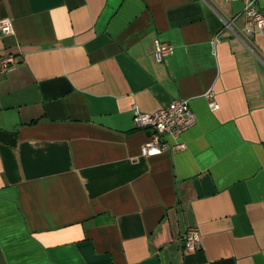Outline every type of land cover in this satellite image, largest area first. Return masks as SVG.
<instances>
[{
    "label": "crops",
    "instance_id": "crops-1",
    "mask_svg": "<svg viewBox=\"0 0 264 264\" xmlns=\"http://www.w3.org/2000/svg\"><path fill=\"white\" fill-rule=\"evenodd\" d=\"M241 9L0 0V55L17 59L0 69V264H264V31L235 36ZM178 97L196 114L184 146L143 155L133 107Z\"/></svg>",
    "mask_w": 264,
    "mask_h": 264
},
{
    "label": "built area",
    "instance_id": "built-area-1",
    "mask_svg": "<svg viewBox=\"0 0 264 264\" xmlns=\"http://www.w3.org/2000/svg\"><path fill=\"white\" fill-rule=\"evenodd\" d=\"M242 14L244 16V27L239 31L232 28V19H224L223 26L230 27L235 36H241L249 41V36L253 33L264 31V14L262 13L258 0H241ZM13 31L12 20L9 17H0V32L11 33ZM214 37V41H218ZM154 47V58L161 61L166 55L172 52L173 45L168 41L156 38ZM17 59L10 53L0 55V69L8 70L15 67ZM208 107L217 109L219 104L214 99V91L209 88L204 93ZM133 121L137 127L151 128V134L141 146L143 155L160 153L168 147H183L184 143L179 140V136L189 126L196 121V114L191 109L188 99L178 97L171 100L167 105L155 111L145 112L133 107ZM165 135H169L173 141H168ZM264 206V201H263ZM181 241L187 249H197L201 245V233L197 226H188L181 235Z\"/></svg>",
    "mask_w": 264,
    "mask_h": 264
}]
</instances>
